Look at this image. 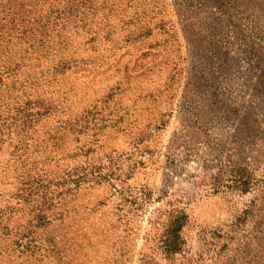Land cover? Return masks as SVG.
<instances>
[{
  "label": "rangeland",
  "instance_id": "obj_1",
  "mask_svg": "<svg viewBox=\"0 0 264 264\" xmlns=\"http://www.w3.org/2000/svg\"><path fill=\"white\" fill-rule=\"evenodd\" d=\"M0 264H264V0H0Z\"/></svg>",
  "mask_w": 264,
  "mask_h": 264
},
{
  "label": "trees",
  "instance_id": "obj_2",
  "mask_svg": "<svg viewBox=\"0 0 264 264\" xmlns=\"http://www.w3.org/2000/svg\"><path fill=\"white\" fill-rule=\"evenodd\" d=\"M174 224H175V227L174 228H172V231L173 232H176L177 231V229H178V221H174ZM171 244H173L174 242H170ZM171 249V248H170Z\"/></svg>",
  "mask_w": 264,
  "mask_h": 264
}]
</instances>
